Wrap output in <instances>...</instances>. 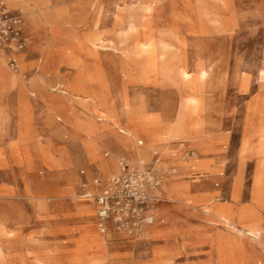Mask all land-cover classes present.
<instances>
[{"label": "rangeland", "instance_id": "374dc122", "mask_svg": "<svg viewBox=\"0 0 264 264\" xmlns=\"http://www.w3.org/2000/svg\"><path fill=\"white\" fill-rule=\"evenodd\" d=\"M13 3L30 43L18 71L0 52V264H264V0ZM133 124L165 139L140 161L164 181L128 232L94 180L142 147Z\"/></svg>", "mask_w": 264, "mask_h": 264}, {"label": "built area", "instance_id": "2783aa9c", "mask_svg": "<svg viewBox=\"0 0 264 264\" xmlns=\"http://www.w3.org/2000/svg\"><path fill=\"white\" fill-rule=\"evenodd\" d=\"M24 13L14 7L12 0H0V51L14 71H18L19 57L30 43ZM152 163L142 170L121 159L119 172L101 187L96 196L97 215L107 221L112 218L118 228L128 232L151 222L154 202L153 190L159 186L160 176ZM94 182L100 187L98 180Z\"/></svg>", "mask_w": 264, "mask_h": 264}, {"label": "bare ground", "instance_id": "6f19581e", "mask_svg": "<svg viewBox=\"0 0 264 264\" xmlns=\"http://www.w3.org/2000/svg\"><path fill=\"white\" fill-rule=\"evenodd\" d=\"M15 1V0H14ZM48 19V18H47ZM26 29H27V26H26ZM3 55H4V53L2 52V51H0ZM14 71V70H13ZM123 112L124 111H121V112H117V111H115L114 109H112L111 110V113H110V117L112 118V119H119V118H121L122 116H123ZM121 132L123 133V130H121ZM127 133H130V134H132V136H133V139H134V141L137 139H140L139 137H140V134H143V135H145V142H143V141H140V140H138V142H140V143H142V147L141 146H136V144H135V148L136 149H134L135 151H130L129 153H128V155H129V160H130V166H132V167H134V168H137V169H140V170H142L143 168H141V167H136V166H134V164H138L141 160H142V157H144L147 153H148V151H150V150H152L153 152H155L157 149H159V151L160 150H162V149H164V147H165V143H164V140L165 139H163L162 137H159V136H157V135H154V134H152V133H149L144 127H142V126H139V125H135V124H133V125H129V128L127 129ZM172 135V134H171ZM171 135H169L168 137H170L171 138ZM135 143V142H134ZM88 146H90V147H93L92 148V152H93V154H94V156L97 154V150H98V145H93L92 146V144H90L89 143V145ZM156 147H158L157 149H156ZM121 159H124V160H126L123 156H121V157H119L118 158V170L115 172V173H113V174H110V175H107V176H100L101 177V186L100 187H98L97 189L98 190H100V188L101 187H103V186H105V185H107V183H108V180L110 179V178H112L114 175H116L118 172H119V162H120V160ZM127 161V160H126ZM133 165H132V164ZM154 169L157 171V173H158V175L160 176V180H159V186L158 187H156L152 192H153V194H154V202H153V205H152V209H151V213H152V217H151V222L150 223H148V224H145V225H142L140 228L142 229V228H144L145 226H147V225H150V224H152L153 223V220H154V208H155V205H156V203L160 200V189H161V186H162V184H163V179H164V177H163V175L158 171V169H156V167L154 166ZM256 182H258V180H256ZM100 224V227L102 226V224L101 223H99ZM140 229V230H141ZM101 230H102V228H101Z\"/></svg>", "mask_w": 264, "mask_h": 264}, {"label": "crops", "instance_id": "0c3cea01", "mask_svg": "<svg viewBox=\"0 0 264 264\" xmlns=\"http://www.w3.org/2000/svg\"><path fill=\"white\" fill-rule=\"evenodd\" d=\"M13 1V0H12ZM13 5H15L14 3H13ZM37 16L35 15V13L33 14V16H32V19H31V21H32V23L33 24H35V25H37L38 27H40V23L38 22V19L36 18ZM97 138H98V135H95V136H92V137H87V138H84L83 140H82V142H83V146H84V148H85V150H86V152L89 154V155H91V156H94V154H93V152H92V148L93 147H90V146H88L89 145V143L90 144H92V146L95 144V145H98L97 144ZM107 155V154H106ZM153 159H154V157L152 156V160H150V161H148V162H145V163H143L142 164V162H140V164L138 165L139 167H143V166H145V165H147V164H150V163H152V161H153ZM116 161H115V159L114 158H110V159H106V160H104V161H102L101 162V166H102V169H103V171L104 172H106V173H108V174H111V172L112 171H114V170H116ZM115 173V172H114ZM113 174V173H112Z\"/></svg>", "mask_w": 264, "mask_h": 264}]
</instances>
